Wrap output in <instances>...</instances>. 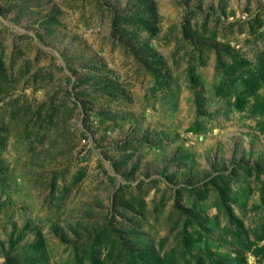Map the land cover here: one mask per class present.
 Returning a JSON list of instances; mask_svg holds the SVG:
<instances>
[{
  "label": "rangeland",
  "instance_id": "rangeland-1",
  "mask_svg": "<svg viewBox=\"0 0 264 264\" xmlns=\"http://www.w3.org/2000/svg\"><path fill=\"white\" fill-rule=\"evenodd\" d=\"M262 245L264 0H0V264Z\"/></svg>",
  "mask_w": 264,
  "mask_h": 264
},
{
  "label": "trees",
  "instance_id": "trees-1",
  "mask_svg": "<svg viewBox=\"0 0 264 264\" xmlns=\"http://www.w3.org/2000/svg\"><path fill=\"white\" fill-rule=\"evenodd\" d=\"M247 82V81H246ZM262 240H263V238H261ZM257 254L258 255H262V257H263V259H264V245H262V246H260V247H258V249H257ZM165 260L162 258H159L158 259V264H165V262H164ZM135 262V261H134ZM134 264H140V263H138V261L136 262V263H134Z\"/></svg>",
  "mask_w": 264,
  "mask_h": 264
}]
</instances>
